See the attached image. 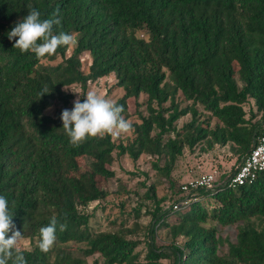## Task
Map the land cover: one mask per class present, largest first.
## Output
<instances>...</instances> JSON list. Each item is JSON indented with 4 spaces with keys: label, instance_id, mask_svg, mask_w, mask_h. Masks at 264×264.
<instances>
[{
    "label": "trees",
    "instance_id": "1",
    "mask_svg": "<svg viewBox=\"0 0 264 264\" xmlns=\"http://www.w3.org/2000/svg\"><path fill=\"white\" fill-rule=\"evenodd\" d=\"M33 8L41 19L58 10L61 25L54 32L75 38L69 55V46L41 59L13 48L16 38L10 41L8 32ZM58 56L59 62H47ZM109 74L115 78L109 90L122 89L114 101L123 105L122 116H136L128 121L132 136H97L71 146L62 110L48 109L70 103L71 85H79L83 102L88 84ZM44 88L48 93L39 98ZM180 95L190 103L180 106ZM198 105L209 116L202 117ZM261 133L264 0H0V196L22 233L18 248L26 264H89L94 254L90 264H264V170L251 184L229 186L235 168L214 187L192 189L200 194L177 197L167 207L150 184L152 239L143 252L128 229H91L94 212L88 210L110 194L116 156L156 157L154 168L172 187L184 147L230 143L242 159ZM53 216L56 241L43 253L39 230ZM228 226L235 233L224 237ZM159 229L170 237L167 244L153 240Z\"/></svg>",
    "mask_w": 264,
    "mask_h": 264
},
{
    "label": "rangeland",
    "instance_id": "2",
    "mask_svg": "<svg viewBox=\"0 0 264 264\" xmlns=\"http://www.w3.org/2000/svg\"><path fill=\"white\" fill-rule=\"evenodd\" d=\"M73 44L69 45L67 55L70 54ZM61 60L57 57L54 61H47L55 64ZM82 68L87 70L89 65V56L83 55ZM115 82L113 74L98 78L90 82L87 87L88 92H96L98 95L114 102L121 94L122 89H114L110 91L111 85ZM74 95L73 99L66 106L61 103H55L48 109L49 113H55L57 110L73 108V101L79 95L82 96L79 85H71L66 89ZM143 98V96H141ZM177 101L180 106L189 104V101H183L182 96H178ZM168 102H166V105ZM252 102L246 103L244 108L248 111ZM198 110L207 117L209 114L198 105ZM130 111H133L132 109ZM190 119V114H187L177 120V128H180L183 123ZM136 120L133 114L128 121ZM215 117H211L210 123L214 124ZM132 136V129L127 133H122L119 138L126 140ZM116 138V137H115ZM204 144H198L193 150L187 147L183 148L182 154L177 158L174 168L171 171V177L174 179V185L171 187L167 177L154 168L153 163L156 157L142 154L136 161H133L128 155L116 156L113 163V169L116 171L114 178L110 179L109 187L110 194L99 202H92L88 206V210L94 212L89 220L90 228L96 231H113L119 228L128 229L127 236L139 240L137 250L144 251L147 246V241L152 239L151 234V211L154 207V202L145 196L147 187L150 184L156 185V195L158 198H164L161 203L162 207H167L172 204L173 199L177 197L199 195L200 190L185 191L181 186L189 179L195 178L202 173L216 170L217 178L209 188L214 187L226 175L233 171L239 165L241 159L238 158V153L234 150V146L230 143L225 145L215 144L211 149L203 150ZM158 165L164 164V158L157 159ZM142 182L144 184H142ZM180 189V191H179ZM172 195V199L169 197ZM183 203L179 201L178 205ZM102 207H104L102 209ZM139 209L138 215H134V209ZM123 220L124 222H122ZM235 229L228 226L224 229L223 236L234 235ZM153 240L156 244H167L170 237L166 234V230H158L154 232ZM28 246L27 241L23 242ZM98 257L97 254L87 257V262L90 264Z\"/></svg>",
    "mask_w": 264,
    "mask_h": 264
},
{
    "label": "clouds",
    "instance_id": "3",
    "mask_svg": "<svg viewBox=\"0 0 264 264\" xmlns=\"http://www.w3.org/2000/svg\"><path fill=\"white\" fill-rule=\"evenodd\" d=\"M58 10L49 19H41V13L33 8L8 32V39H15L13 48L19 50L21 54L31 52L37 59L52 56L56 50L62 46H69L75 43L72 34L59 31L54 32V26L61 25L58 18ZM48 93L44 88L39 94V98ZM123 105H118L96 92H88L83 102L79 95L73 101L71 110L64 109L60 119L64 133L69 138V144L78 147L87 138L103 137L105 135L119 137L122 133H127L131 129V124L122 116ZM13 213L9 211L8 200L0 196V264H26L24 255L18 248L22 233L15 229L12 222ZM57 218L53 216L50 223L41 227L38 237V248L41 252L47 253L56 241ZM66 224H59V230H66ZM11 231V236L6 238Z\"/></svg>",
    "mask_w": 264,
    "mask_h": 264
},
{
    "label": "built area",
    "instance_id": "4",
    "mask_svg": "<svg viewBox=\"0 0 264 264\" xmlns=\"http://www.w3.org/2000/svg\"><path fill=\"white\" fill-rule=\"evenodd\" d=\"M264 170V133L259 134L250 149L242 156L241 162L227 179L229 186L248 185L255 181L258 174ZM217 178L216 170L202 173L189 179L181 188L185 191L198 188H209Z\"/></svg>",
    "mask_w": 264,
    "mask_h": 264
}]
</instances>
